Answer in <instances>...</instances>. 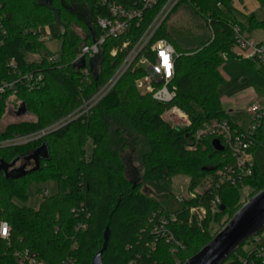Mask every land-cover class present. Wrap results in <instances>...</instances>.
I'll use <instances>...</instances> for the list:
<instances>
[{
    "label": "trees",
    "instance_id": "trees-1",
    "mask_svg": "<svg viewBox=\"0 0 264 264\" xmlns=\"http://www.w3.org/2000/svg\"><path fill=\"white\" fill-rule=\"evenodd\" d=\"M259 1L264 4V0ZM164 3L160 1L148 11L140 25L131 24L125 36L106 39L98 56L76 63L81 47L92 44L101 35L97 20L107 13L95 0H0V17L6 31L0 48V83L20 79L7 66L12 60L21 76L44 77L43 86L34 91H29L22 79L19 81V105H24L26 113L35 120L8 125L0 131V142L46 130L90 101L112 79ZM182 5L201 17L211 33L209 40L201 41L196 48H183L169 32V18ZM77 7H84L86 14L80 16ZM52 24L59 28L58 38L62 41L58 60L42 58L40 62H28V54L41 55L46 51L40 29ZM234 26L250 33L264 29V22L255 16L248 17L247 24L239 22L231 13V0H181L153 39L168 41L177 53L172 80L176 96L172 101L161 103L151 94H142L136 81L145 76V71L133 64L88 115L66 122L38 140L0 149V166L19 160V167L26 164L27 171L33 164L24 161L25 157L42 145L48 151V158L40 161L39 169L25 176L10 178L0 170V208L2 218L11 225V247L1 246L0 264H17L13 253L22 249L37 254L45 264H61L67 257L73 258V264H92L108 232L103 264H184L224 227L221 225L210 236L213 225L220 224L225 215L228 222L239 210L243 187L251 189V197L264 189V175L255 165L253 175L243 184L219 189L217 194L224 211L209 214L201 223L197 219L189 222V208L207 207L215 196L208 192L197 200H184L176 221L169 223L183 249L173 254L171 245L164 240H158L153 248L155 237L151 230L161 216L168 218L170 212L142 190V181L128 178L119 150L125 145L123 136L119 129L112 132V120H125L148 141L149 151L142 156L145 182L183 175L188 177V190L192 192L207 175L231 163L227 151L215 150L211 137L200 141L195 149L190 147L195 146L194 136L205 124L217 120L238 126L224 110L218 93L225 83L220 72L227 62L224 56L228 61L234 59ZM74 27L84 35L75 32ZM125 42L130 43L129 47L121 50ZM113 49H118L116 56L111 55ZM146 55L152 54L148 50ZM8 106L7 95L0 96V121ZM174 107L189 117V127L176 128L164 119L166 111ZM89 144L91 155L86 159ZM32 180H53L58 184V193L44 198L36 210L16 203L27 201ZM86 214L90 215L87 220ZM80 222H85L87 229L76 232ZM247 244L224 264H239Z\"/></svg>",
    "mask_w": 264,
    "mask_h": 264
},
{
    "label": "built area",
    "instance_id": "built-area-1",
    "mask_svg": "<svg viewBox=\"0 0 264 264\" xmlns=\"http://www.w3.org/2000/svg\"><path fill=\"white\" fill-rule=\"evenodd\" d=\"M97 4L106 11L105 17L97 20V26L101 30V35L90 45L81 47L76 56V63L83 62L88 57L95 58L100 54L101 47L105 44L108 38H120L125 36L131 24L140 25L145 19L148 11L153 10L160 1H165L156 18L151 22L145 30L137 44L129 52L127 58L121 67L114 74L112 79L104 86L90 101L84 103L82 107L63 119L59 123L50 128L38 133L13 138L0 142V149L5 147H14L29 142L38 140L48 133L54 132L64 126L66 122L78 119L80 116L88 115L92 107L97 104L108 92L114 87L119 79L132 67L141 68L145 71V76L136 81L138 90L142 94H151L153 99L168 103L176 96V89L172 85V80L175 76V61L177 53L174 47L166 40L161 39L153 42V39L159 30L162 22L166 19L169 13L181 0H95ZM233 32L235 42L232 48V55L243 61L255 63L264 67V43L256 42L250 39L248 32L241 30L239 26H234ZM41 34V32H40ZM6 31L0 17V48L4 45ZM40 40L42 38L40 37ZM129 42L123 43L121 50L129 47ZM151 52V56H147V51ZM118 49H113L112 56H116ZM58 56H52L51 60H58ZM224 60L228 61V57L224 56ZM14 74H17L20 79L10 82L3 81L0 83V96L7 95V103L13 106L18 102V83L22 79L26 82V87L29 91H34L43 86L44 77L42 74H27L21 76L16 63L12 60L7 64ZM85 75H88L87 70H83ZM249 123L244 128L240 125L233 127L228 121H212L205 124L198 130L194 136L195 146L190 147L195 149L196 145L205 138L211 137L213 141H218L224 151L230 154L232 162L226 164L222 168L207 175L192 192H188L187 198H181V204L184 200H197L210 192L215 197H212L208 202V206H192L189 208V222L193 223L197 219L199 223L204 221L210 214L211 216L220 212L221 199L217 192L222 186H238L243 184L245 180L253 175L255 168L254 149L258 144L264 122V106L256 103L247 109ZM164 119L173 122V127H189L191 121L189 117L180 109L174 107L166 111ZM92 147V146H91ZM90 147V149H91ZM88 146L86 147L87 150ZM86 159L89 155L86 153ZM49 196L48 190L43 192L42 200ZM76 212V211H73ZM178 213V212H176ZM176 213L169 214V217L161 216L158 222L154 224L151 233L155 237L153 248L158 240H164L171 245L172 253L175 254L179 249H183V245L175 240L172 231L169 228L170 222L176 221ZM90 217L86 214V219ZM197 217V218H195ZM87 229L85 222H80L76 225L75 231L80 232ZM264 233L250 239L245 246V256L241 257L239 264H264ZM1 246L11 247V225L2 218L0 208V249ZM249 246L251 248H249ZM76 249V246H74ZM13 257L17 264H45L40 260L37 254L28 249L15 250ZM61 264H73V258H65Z\"/></svg>",
    "mask_w": 264,
    "mask_h": 264
},
{
    "label": "rangeland",
    "instance_id": "rangeland-1",
    "mask_svg": "<svg viewBox=\"0 0 264 264\" xmlns=\"http://www.w3.org/2000/svg\"><path fill=\"white\" fill-rule=\"evenodd\" d=\"M76 9L80 16L86 14V9L84 7H77ZM231 13L234 18L244 24H247L248 17L251 16H255L259 22H264V4L259 0H231ZM168 28L171 35L177 40V43L182 45L185 49L196 48L201 41L209 40L211 37V33L208 30L206 23L187 5L180 6L178 10L170 16ZM41 29V36L44 39L48 38L50 43H55L57 41L59 30L56 24ZM74 31L77 33L82 32L75 27ZM249 37L256 42L264 43V29L255 30L254 33H250ZM59 40L61 39L59 38ZM26 57L28 62H36L38 60L37 56L27 55ZM41 57L46 58L47 52L43 51ZM256 67L261 68L258 65ZM257 68L241 62L235 57L234 59L225 62L221 67L225 83L219 87L218 93L220 98L226 103L223 108L228 113L230 110H233L239 114L240 118H244L242 124V127L244 128L249 123L247 109L256 103L264 106V67H262L263 71H259ZM242 94L246 97L243 100L245 102L241 105H237L236 103L238 102L235 101H238V99L236 100V97L238 96V98H240V95ZM246 101L249 102L247 103ZM19 104L20 103H17L12 107L8 106L6 108L0 121V131H3L10 124L35 120L34 116L31 114H19L18 111L21 107ZM229 114L231 117V113ZM170 120L168 119L167 122L173 126V122ZM111 122L112 132H116V130L119 129L120 136H123L125 145L124 147H119V150L120 157L127 169L128 178L133 181H142V190L153 200L161 204L166 210L171 213L179 212L182 209L180 199L189 196L188 177L178 175L172 177L170 180L143 181L145 169L142 156L149 151L148 141L142 133L136 131L128 122H125V120L119 122L112 120ZM90 147L91 145L89 144L86 150V153L89 156L91 155ZM256 158L258 159L264 173V140L256 152ZM20 164L21 163H18L16 167L18 168ZM9 175L13 177L16 175V172L13 169H10ZM46 190H48L50 197L55 196L58 193L57 182L53 180L29 181L27 188V201L20 202L17 200L16 203L20 206H26L36 210L42 201L43 192ZM251 193L252 191L250 188L243 187L238 205L242 206L247 200H249L251 198ZM227 220L228 215L223 216L219 222L220 224L213 225L210 228L209 235L214 236L222 228L221 225H225ZM251 247L249 246V248Z\"/></svg>",
    "mask_w": 264,
    "mask_h": 264
},
{
    "label": "water",
    "instance_id": "water-1",
    "mask_svg": "<svg viewBox=\"0 0 264 264\" xmlns=\"http://www.w3.org/2000/svg\"><path fill=\"white\" fill-rule=\"evenodd\" d=\"M18 113H26L24 105L19 108ZM213 146L218 152L224 151L218 141H213ZM47 158V148L42 145L23 159L27 163L33 164L31 170H26V164L17 168L19 160L8 165H1L0 170H4L6 177L19 178L38 170L40 161ZM10 169L16 172L15 176L9 175ZM220 209L224 211V206H221ZM262 233H264V189L247 200L215 237L184 264H224L247 241ZM108 240L109 232L102 250L95 256L92 264H103L102 255L107 248Z\"/></svg>",
    "mask_w": 264,
    "mask_h": 264
},
{
    "label": "crops",
    "instance_id": "crops-1",
    "mask_svg": "<svg viewBox=\"0 0 264 264\" xmlns=\"http://www.w3.org/2000/svg\"><path fill=\"white\" fill-rule=\"evenodd\" d=\"M41 30L42 29H40V32H41ZM58 30H59V28H58ZM82 33V34H81ZM250 33H254V31L253 32H250ZM250 33H249V35H250ZM79 34L82 36V35H84L83 34V32H79ZM41 38H42V40H43V42H44V44H45V48H46V52H47V57L46 58H52V56H59L60 55V51H61V46H62V41L61 40H59V38L57 39V41L55 42V43H50L49 42V40H48V38L46 39H44L42 36H41ZM49 54H50V56H49ZM29 55V54H28ZM31 56H37V61L36 62H40V60L42 59V57H41V55H31ZM26 60H27V57H26ZM246 62H248V61H246ZM248 63H252V62H248ZM252 64H254L255 66H257V64H255V63H252ZM259 66V65H258ZM261 67V71H263V68H262V66H260ZM220 72H221V75H222V77L224 78V76H223V74H222V71H221V69H220ZM224 80H225V78H224ZM243 96V94L242 95H240V98H238V96L236 97V100L238 99V101H235V102H238V103H236L237 105L239 104V105H241L242 103H244L245 101H243L246 97H242ZM220 100H221V103H222V105L223 106H225V104L226 103H224V100L223 99H221L220 98ZM240 102V103H239ZM247 102V101H246ZM249 102V101H248ZM247 102V103H248ZM229 113H231V119H232V117H233V119H232V121L234 120V122L235 123H237V125H240V126H242V124H243V120H244V118H240L239 117V114L237 113V112H235V111H233V110H230L229 111ZM259 137H261V140H258V144H257V147H256V150H255V153H254V159H255V163H256V165H257V167L260 169V172L264 175V173H263V171H262V168H261V166H260V163H259V161H258V159L256 158V152H257V150H258V148L261 146V144H262V142H263V140H264V135H263V126H262V129H261V132H260V135H259ZM258 137V138H259ZM91 150V149H90Z\"/></svg>",
    "mask_w": 264,
    "mask_h": 264
}]
</instances>
